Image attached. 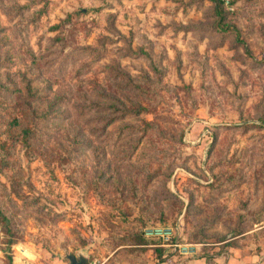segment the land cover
Wrapping results in <instances>:
<instances>
[{"label":"rangeland","instance_id":"rangeland-1","mask_svg":"<svg viewBox=\"0 0 264 264\" xmlns=\"http://www.w3.org/2000/svg\"><path fill=\"white\" fill-rule=\"evenodd\" d=\"M69 253L264 264V0H0V264Z\"/></svg>","mask_w":264,"mask_h":264},{"label":"built area","instance_id":"built-area-1","mask_svg":"<svg viewBox=\"0 0 264 264\" xmlns=\"http://www.w3.org/2000/svg\"><path fill=\"white\" fill-rule=\"evenodd\" d=\"M142 234L145 238L158 240L161 245L171 247L179 254L192 255L196 252L195 245L176 239V231L171 224L159 222L147 224L142 227Z\"/></svg>","mask_w":264,"mask_h":264},{"label":"water","instance_id":"water-1","mask_svg":"<svg viewBox=\"0 0 264 264\" xmlns=\"http://www.w3.org/2000/svg\"><path fill=\"white\" fill-rule=\"evenodd\" d=\"M70 264H83L84 259L82 257H77L74 254H67Z\"/></svg>","mask_w":264,"mask_h":264},{"label":"trees","instance_id":"trees-1","mask_svg":"<svg viewBox=\"0 0 264 264\" xmlns=\"http://www.w3.org/2000/svg\"><path fill=\"white\" fill-rule=\"evenodd\" d=\"M143 235V234H142Z\"/></svg>","mask_w":264,"mask_h":264}]
</instances>
